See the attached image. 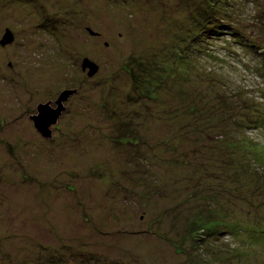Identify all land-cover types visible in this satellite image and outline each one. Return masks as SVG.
Masks as SVG:
<instances>
[{
	"label": "rangeland",
	"instance_id": "rangeland-1",
	"mask_svg": "<svg viewBox=\"0 0 264 264\" xmlns=\"http://www.w3.org/2000/svg\"><path fill=\"white\" fill-rule=\"evenodd\" d=\"M195 1L0 0V264H264L263 232L209 221L233 210L235 183L212 176L233 147L227 132L264 145V125L224 130L215 115L230 99L244 113L251 99L264 105V54L237 51L225 30L178 68L200 28ZM224 1L230 23L264 47V0ZM65 88L75 91L59 130L39 134L31 108ZM240 147L264 177V148ZM194 220L199 236L186 232Z\"/></svg>",
	"mask_w": 264,
	"mask_h": 264
},
{
	"label": "trees",
	"instance_id": "trees-1",
	"mask_svg": "<svg viewBox=\"0 0 264 264\" xmlns=\"http://www.w3.org/2000/svg\"><path fill=\"white\" fill-rule=\"evenodd\" d=\"M204 2H207V5H209L208 12L205 13V15H202V10L204 9ZM196 8H192L194 11V16L196 22H199L200 28L195 33L191 34L189 38L187 39L186 45L184 48H182V53L179 55L180 62H178V68L187 67L186 64H190L189 60H187L191 55L189 53V48L192 44L195 45L194 50L195 51H202L204 47H207V45H213L216 41H218V36L223 34V31L226 30V33L229 35V39L233 40V44L237 46V51L243 49H247L248 47L252 48L253 50L257 51L259 54H264V47L260 46L259 42L254 40L252 36L241 28H238V25L231 24L230 22H234L227 13L223 14L221 11V7L217 6L218 3L223 4L225 3L224 0H196L195 1ZM206 6V5H205ZM201 8V9H200ZM198 12V14H196ZM196 14V15H195ZM202 16H205L202 18ZM212 16V17H211ZM223 41V39H221ZM206 42V43H205ZM228 42H231L228 40ZM232 43V42H231ZM231 44H227L225 40V49L224 51L229 52L231 54H235L230 48ZM246 47V48H245ZM235 48V47H234ZM211 51V50H209ZM238 53V52H237ZM209 54V55H208ZM231 54H227L224 57H218L219 54H212L208 52L206 54V60L213 57L215 59H218L222 63L227 61V59L231 56ZM222 55V54H220ZM155 64V62H153ZM262 67L256 66V69L261 70ZM155 69V68H154ZM153 69V70H154ZM165 69L163 68V71ZM163 75V73H161ZM169 72L170 77H175L176 75ZM262 76V74H261ZM264 78V76H262ZM136 79V78H135ZM137 82V80H136ZM149 96V94H146ZM152 95V94H151ZM150 95V96H151ZM262 95V94H261ZM236 96L235 94L232 95ZM242 98V97H241ZM245 98V97H244ZM243 98V99H244ZM201 103V104H200ZM247 103V102H246ZM243 105L244 109H248L247 113L242 112V110H238L240 107H237L234 103V100L230 99V101L226 102V110L223 112H219L220 114H215L216 116H220V121H222L224 118L227 119L228 123L224 125V130H229V124L230 122H233L236 124L237 128L240 129V132L246 131V129H250L253 125L259 124L258 126L264 125V108L262 105L263 103L260 102L259 99H251L248 101V103ZM197 107L200 106L204 109V102L201 100L196 103ZM200 110V112L207 113V109H197ZM240 111V113H238ZM214 114V113H213ZM239 114L243 116V118L246 117V119H243L240 121L238 119ZM206 115V114H205ZM253 125H252V124ZM230 131V130H229ZM228 133V136L225 135V137H228V142L233 143V147H231V150L225 149L222 151V156L224 157V165L222 166L223 171L220 174H214L218 176L217 179H221V182L225 184H230L232 182L235 183L232 188L226 189L228 192L226 195H228L227 200L231 203V207L225 208L227 216H224L222 214V209L220 211L215 212L216 217H214L212 220H209L210 222L213 220H218L217 227L220 225H225L226 229H229V231L237 233L238 230H243L242 233H246V235L249 237L251 232L257 233H264V181L262 178H264L262 175H259L260 166L259 167H250V164L248 163V159L251 157L249 156L250 152L245 147H240L242 145H247L250 147H256L258 150L262 151L264 148V145L262 144H256L255 141L253 142L252 139L249 137L238 133V139H235L231 134ZM121 134H123L121 141L124 142H130L131 144H136L138 139L137 137L139 135H131L127 134L126 129H122ZM120 134V135H121ZM230 136V137H229ZM132 137V139H131ZM223 137V136H222ZM219 138V140H222L223 138ZM219 140L217 142H219ZM136 141V142H135ZM237 146V147H236ZM236 147V148H235ZM231 151V152H230ZM259 159L256 157V161ZM263 167V166H262ZM220 177V178H219ZM248 183H253V187L250 189L248 188ZM222 184V183H221ZM209 189V188H206ZM218 193V191H217ZM234 193V194H233ZM220 194V193H218ZM219 200V197H217ZM224 209V208H223ZM207 211V210H206ZM209 216L212 218L211 211H207ZM238 219H237V218ZM208 221H205L204 229H206ZM239 224V225H238ZM239 226V228H238ZM216 227V228H217ZM192 228L196 230L195 235H200L198 232V228H200L199 221L194 220L193 222L189 223V226H186V232H189V229ZM215 228V229H216ZM237 229V231H236ZM260 229V231H258ZM207 230V229H206ZM157 233V231H155ZM198 233V234H197ZM190 234V233H189ZM259 235V234H258ZM188 237V235H187ZM186 237V238H187ZM169 241H173L171 237H168ZM250 238V237H249ZM175 242V241H174ZM179 244L177 245V247Z\"/></svg>",
	"mask_w": 264,
	"mask_h": 264
},
{
	"label": "water",
	"instance_id": "water-1",
	"mask_svg": "<svg viewBox=\"0 0 264 264\" xmlns=\"http://www.w3.org/2000/svg\"><path fill=\"white\" fill-rule=\"evenodd\" d=\"M6 36H10L9 39H12V34L10 32H8ZM87 68L90 69L89 75H93L98 70L99 66L89 58H85L83 62V69L86 70ZM73 91L75 90H63L56 101L57 107H52L49 102L39 105V114L35 116L34 119L36 127L44 136H52L51 127L57 124L59 117L65 110L63 101H65L67 97L73 93Z\"/></svg>",
	"mask_w": 264,
	"mask_h": 264
},
{
	"label": "flooded vegetation",
	"instance_id": "flooded-vegetation-1",
	"mask_svg": "<svg viewBox=\"0 0 264 264\" xmlns=\"http://www.w3.org/2000/svg\"><path fill=\"white\" fill-rule=\"evenodd\" d=\"M69 89H71V88H69ZM69 89H68V88H65L64 90H69ZM62 91H63V90H62ZM62 91H61V92H62ZM55 97H56V96L53 95L52 97H50V98H48V99H46V100H39L38 102H36L35 106H33V107L31 108V111H30V122L32 123L34 130L37 131L39 134H40V133L42 134V132H41L40 130H38V128L36 127V125H35V119H34L35 116H37V115L39 114V110H38L39 105H40V104H43V103H48V102H49L50 105H51L52 107H57V104H56V98H55ZM64 106H65V108H66L65 111H67V105L64 104ZM64 113H65V112H64ZM64 113H62V115H63ZM62 115H61V116H62ZM61 116L59 117L57 124L51 127V129H52V134H53L54 132H56V130H59V120H60ZM52 136H53V135H52ZM49 138H50V137H49Z\"/></svg>",
	"mask_w": 264,
	"mask_h": 264
}]
</instances>
